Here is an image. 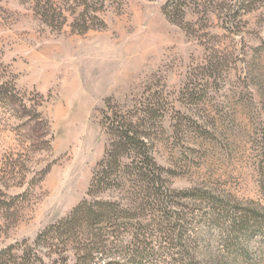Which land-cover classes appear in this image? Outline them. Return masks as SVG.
Instances as JSON below:
<instances>
[{
	"label": "rangeland",
	"instance_id": "rangeland-1",
	"mask_svg": "<svg viewBox=\"0 0 264 264\" xmlns=\"http://www.w3.org/2000/svg\"><path fill=\"white\" fill-rule=\"evenodd\" d=\"M52 1L67 18L56 28L31 0H0V250L31 244L87 198L108 145L106 102L159 93L173 110L153 156L170 188L211 192L226 214L204 225V205L188 200L184 249L156 230L150 248L164 264H264V0L232 24L212 6L179 25L163 16V0H97L104 26L83 34L73 26L79 0Z\"/></svg>",
	"mask_w": 264,
	"mask_h": 264
},
{
	"label": "trees",
	"instance_id": "trees-1",
	"mask_svg": "<svg viewBox=\"0 0 264 264\" xmlns=\"http://www.w3.org/2000/svg\"><path fill=\"white\" fill-rule=\"evenodd\" d=\"M224 1L163 0L162 14L169 22L179 25L185 22L186 13L191 9L205 11L207 7L224 6L232 24L236 16L249 13L258 2ZM30 6L39 21L49 28L66 23L64 9L52 0H31ZM75 6L82 9L74 20L77 33L103 28L97 16L103 3L79 0ZM206 65L216 64L207 62ZM183 98L188 104L193 101V95L188 92ZM172 110L168 97L159 93L142 94L128 106L106 102L102 125L108 145L96 164L87 198L63 220L37 235L31 244L23 241L0 250V264H44V258L52 257H56L52 264H66L67 253L71 254L73 264H95L98 259H105L104 264H164L162 255H156L150 248L149 232L167 234L163 239L168 248L181 245L190 231L187 226L192 225L184 212L188 200L204 205L201 216L204 225L215 222L223 225L226 207L222 200L203 189L172 190L168 171L158 165L153 156L156 143L165 134V117ZM186 125L182 118H177L172 129L181 134ZM105 192L115 194L117 199L102 200L99 196ZM126 234L131 236L125 240Z\"/></svg>",
	"mask_w": 264,
	"mask_h": 264
}]
</instances>
